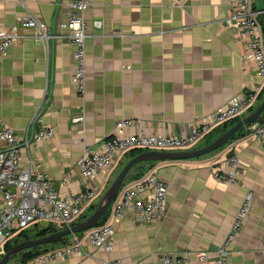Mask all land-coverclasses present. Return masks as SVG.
Segmentation results:
<instances>
[{
  "label": "crops",
  "instance_id": "1",
  "mask_svg": "<svg viewBox=\"0 0 264 264\" xmlns=\"http://www.w3.org/2000/svg\"><path fill=\"white\" fill-rule=\"evenodd\" d=\"M71 1L0 0V33L16 28L19 35L8 54L0 57V118L14 128L22 144L23 167L33 158L62 192L67 189L62 184L65 176L72 178L75 191L86 186L101 189L97 202L83 213L89 215L133 153L89 181L82 178L79 161L85 149L99 146L115 132L119 120H141L148 133L186 134L198 118L223 108L234 96L264 88V78L253 63L242 61L245 35L224 25L228 0H94L85 11L87 73L86 92L81 94L71 78L75 47L67 38L69 30L63 28ZM253 5L261 12L264 32V1L253 0ZM28 14L55 36L47 40L37 28L21 26ZM262 99L259 96L252 107ZM252 107L243 116L252 113ZM83 112V122L72 121ZM36 117L38 124L54 128L53 138H35ZM223 127L200 144L214 141ZM248 137L246 126L222 150L205 156L137 164L134 167L155 172L169 184L166 215L143 223L128 210L124 218L114 220L111 252L85 241L91 256H65L54 264H166L161 261L165 254L187 256L190 264H214L250 189L255 194L253 207L228 264H264V143ZM5 148L0 139V150ZM231 150L242 168L239 184L218 180L210 168L224 162ZM40 223L44 228L51 225ZM70 242L72 235L47 248H63ZM196 251H207L209 257L199 261ZM30 261L18 256L8 264Z\"/></svg>",
  "mask_w": 264,
  "mask_h": 264
},
{
  "label": "built area",
  "instance_id": "2",
  "mask_svg": "<svg viewBox=\"0 0 264 264\" xmlns=\"http://www.w3.org/2000/svg\"><path fill=\"white\" fill-rule=\"evenodd\" d=\"M177 1V0H173ZM230 11L224 25L246 37L243 63H253L257 73L264 78V32L260 24V11L254 8L253 0H228ZM94 5V0H72L69 3L70 17L63 24L69 30L67 38L73 43L75 66L72 81L81 94L86 92V57H87V23L85 11ZM21 26L37 28L45 39L54 37L49 28L28 14L20 20ZM100 26V22H96ZM19 37L16 28L0 33V57L8 54L9 49ZM263 86L236 95L221 109L198 118L191 124L188 133L181 135H163L148 133L143 130L141 120L126 118L119 120L115 132L104 138L97 147H89L83 152L79 168L83 179L91 180L102 170L112 169L127 153L135 150L177 151L194 149L215 129L243 114L252 107L263 92ZM84 112L74 116L73 122H83ZM35 138L38 141L49 140L55 136L53 127L38 124ZM249 139L264 143V123L255 122L247 126ZM136 129L137 132H133ZM0 139L6 148L0 150V253L4 252L6 243L20 232L35 223L46 221L58 230L71 227L79 222L85 209L91 206L100 196L101 189L86 186L73 190L71 177L65 176L62 184L67 188L62 192L49 175L30 158L29 165H21V142L14 128L0 118ZM28 144V141L25 142ZM212 174L228 184H239L242 168L236 155L228 157L221 164H211ZM167 181L155 172L145 173L140 178L125 183L111 205L108 219L100 225L86 231L72 234V242L63 248L48 250L27 264H54L59 259L81 254L91 256L85 249V241L94 248L111 252L116 239L115 219H122L128 210L135 212L138 221L152 223L167 213ZM255 194L250 189L246 194L225 239L216 251L214 264H228L231 248L249 216L253 207ZM197 260L204 261L209 257L207 251H196ZM161 261L166 264H190L187 256L165 254ZM105 264H111L105 262Z\"/></svg>",
  "mask_w": 264,
  "mask_h": 264
},
{
  "label": "water",
  "instance_id": "3",
  "mask_svg": "<svg viewBox=\"0 0 264 264\" xmlns=\"http://www.w3.org/2000/svg\"><path fill=\"white\" fill-rule=\"evenodd\" d=\"M263 113H264V100L256 110H254L252 113L246 116H243L232 127L227 129L218 138H216L214 141H212L211 143L205 146H202V144H198L196 148L190 150H177V151L149 150L137 154L123 167L121 172L117 175V177L114 179V181L106 191L98 207L94 210V212L90 216L86 217L82 221L77 222L71 227L56 230L42 237L28 239L14 244L9 251L4 252L2 258L0 259V264H8L9 261L13 258V256H15L21 251L31 249L40 245L55 243L63 237L75 233L83 232L92 227L97 226L101 222L102 218L107 213V211L111 208L113 201L116 199L119 191L121 190L122 186L125 184L130 174V171L137 164L141 162H158L164 160H186V159L198 158L210 154L227 145L241 128L249 126L250 124L255 122L264 123ZM233 155H235V151L231 150L228 156L231 157ZM140 172L142 174H145L144 169H141ZM131 178L132 180H135L137 176L134 175Z\"/></svg>",
  "mask_w": 264,
  "mask_h": 264
},
{
  "label": "trees",
  "instance_id": "4",
  "mask_svg": "<svg viewBox=\"0 0 264 264\" xmlns=\"http://www.w3.org/2000/svg\"><path fill=\"white\" fill-rule=\"evenodd\" d=\"M264 98V90L263 92L261 93L260 95V98ZM254 107H252L253 109ZM241 119V117H237L233 120H230L228 122H226L224 124V127L223 129L221 130L222 133H224L227 129H229L230 127H232L236 122H238L239 120ZM245 127L241 128L237 133L236 135L234 136L233 139H235L236 137H238L239 135H241V133L243 132ZM232 139V140H233ZM231 142V141H230ZM142 151L141 150H135L133 151V157L136 156L137 154L141 153ZM145 170V169H144ZM141 171V170H140ZM143 174L141 172L138 173L137 177H141ZM110 211H111V208L107 211V213L104 215V217L102 218L101 222L98 224H103L109 217L110 215ZM85 215H83L81 217V219L84 217ZM80 219V220H81ZM79 220V221H80ZM36 225H39L38 223H35L33 226H36ZM31 227H29L28 229H25L23 230L22 232H20L17 236H15V238L9 240L7 243H6V246H5V249L6 251H9L12 246L16 243H19V242H22L24 240H28V239H33V238H37V237H42L44 235H47L51 232H54L56 230H58L57 228H55L53 225H49L48 227L46 228H42L38 231H34V230H29ZM67 237V236H66ZM66 237H63L61 239H66ZM60 239V240H61ZM48 244L47 245H40V246H36L34 248H31V249H27V250H24V251H21L19 253H22V260L26 263L27 261H30L32 260L33 257H38L40 255H42L43 253L47 252L48 251ZM3 255L0 254V259L2 258ZM16 256V255H15ZM14 256V257H15Z\"/></svg>",
  "mask_w": 264,
  "mask_h": 264
},
{
  "label": "rangeland",
  "instance_id": "5",
  "mask_svg": "<svg viewBox=\"0 0 264 264\" xmlns=\"http://www.w3.org/2000/svg\"><path fill=\"white\" fill-rule=\"evenodd\" d=\"M264 100V98L262 99V101ZM262 101L260 102V104L262 103ZM260 104L258 105L257 104V106H255L254 108H255V110L260 106ZM254 111V110H253ZM244 115V114H243ZM263 116H264V113H263ZM209 144V143H208ZM219 150H222V149H219ZM217 151V150H216ZM215 152V151H214ZM140 170L141 169H139V167H134L133 168V170L130 172V174H129V176H128V178H127V180H126V182H130V181H128L129 179H131V177L132 176H134V175H138V173L140 172ZM99 198V197H98ZM98 198L94 201V203H96L97 202V200H98ZM89 209V208H88ZM88 209H86V210H88ZM91 214H89V215H85L80 221H82L83 219H85L86 217H88V216H90ZM40 224H42V225H45V224H47L48 225V223H46V221H42V223H40ZM42 228H44V227H42V226H39V225H36V226H32L29 230H36V231H38V230H40V229H42ZM4 252H6V249H4ZM3 252V253H4ZM3 253L1 254V255H3ZM18 256H20L21 258H22V253H18V254H16V256L14 257L13 256V258L11 259V260H13L14 258H16V257H18ZM33 259H35V257H33L32 258V260ZM10 260V261H11ZM9 261V262H10Z\"/></svg>",
  "mask_w": 264,
  "mask_h": 264
}]
</instances>
